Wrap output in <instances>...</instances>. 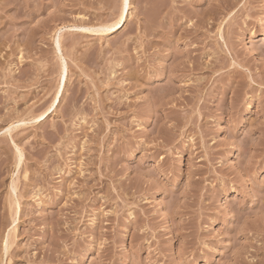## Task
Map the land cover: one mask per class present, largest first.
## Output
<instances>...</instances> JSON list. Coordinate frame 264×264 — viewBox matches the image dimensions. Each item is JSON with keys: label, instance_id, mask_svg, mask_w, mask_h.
Listing matches in <instances>:
<instances>
[{"label": "rangeland", "instance_id": "rangeland-1", "mask_svg": "<svg viewBox=\"0 0 264 264\" xmlns=\"http://www.w3.org/2000/svg\"><path fill=\"white\" fill-rule=\"evenodd\" d=\"M130 1L0 0V264H264V0Z\"/></svg>", "mask_w": 264, "mask_h": 264}, {"label": "bare ground", "instance_id": "bare-ground-1", "mask_svg": "<svg viewBox=\"0 0 264 264\" xmlns=\"http://www.w3.org/2000/svg\"><path fill=\"white\" fill-rule=\"evenodd\" d=\"M130 7H131V1L130 0H127V4H125V0H123V4H122V7H121V9H120V11H119V13H118V15H117V18H116V20L114 21V22H112L110 25L108 24V25H105V26H100V28H99V26H96V27H86L85 29L86 30H89V31H91V32H100V31H104L105 32V30H107V31H109L108 29H112L113 27H115V28H122L124 25H125V23H126V21L128 20V17H129V15H130ZM114 29V28H113ZM65 66H64V70H65ZM66 71V70H65ZM65 73V72H64ZM63 75L64 74H62V77H63ZM62 79H64L65 80V75H64V77L62 78ZM61 79V80H62ZM62 82V81H61ZM64 82V81H63ZM62 82V83H63ZM66 83V82H65ZM66 85V84H65ZM65 85H63V84H61V86L59 87V89L57 90V93H56V95H55V97H54V99H53V102H52V104H51V107H53L54 105H58L59 103H60V101H61V98H62V96H63V92H64V89L65 88H63ZM53 112V111H52ZM46 114V113H45ZM44 114V115H45ZM42 116H43V114H42ZM41 116V117H42ZM40 118V117H39ZM37 119V118H36ZM7 130V129H6ZM8 130H10V126L8 127ZM7 130V131H8ZM6 132V131H5ZM21 150V149H20ZM18 151H19V148H18ZM22 152V151H21ZM18 153H20V152H18ZM23 155V154H22ZM19 157L21 158L20 160H22V157L20 156V154H19ZM19 163H20V161H19ZM13 231V230H12ZM8 237H10V236H8ZM11 238V237H10ZM7 240V239H6ZM5 240V242L7 243V249L6 250H8L9 249V246L11 245V243H8V241H6ZM10 241V240H9ZM12 241V240H11ZM10 244V245H9ZM4 245H6V244H4ZM6 247V246H5ZM11 247V246H10Z\"/></svg>", "mask_w": 264, "mask_h": 264}, {"label": "snow or ice", "instance_id": "snow-or-ice-1", "mask_svg": "<svg viewBox=\"0 0 264 264\" xmlns=\"http://www.w3.org/2000/svg\"><path fill=\"white\" fill-rule=\"evenodd\" d=\"M125 4H127V0H125Z\"/></svg>", "mask_w": 264, "mask_h": 264}]
</instances>
